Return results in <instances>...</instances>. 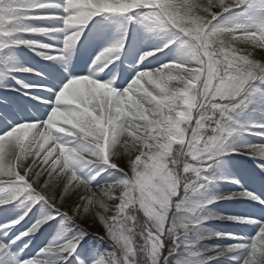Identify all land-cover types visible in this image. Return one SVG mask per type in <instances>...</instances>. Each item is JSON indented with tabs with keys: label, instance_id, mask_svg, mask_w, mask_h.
<instances>
[{
	"label": "snow or ice",
	"instance_id": "snow-or-ice-1",
	"mask_svg": "<svg viewBox=\"0 0 264 264\" xmlns=\"http://www.w3.org/2000/svg\"><path fill=\"white\" fill-rule=\"evenodd\" d=\"M258 3L264 9V0H0V78L35 71L7 62L20 47L65 73L45 86L42 115L6 94L29 96L34 85L16 76L0 83V206L20 209L0 224V264H264V196L222 163L247 155L264 173V143L231 139L254 129L264 137V122L235 119L264 102V55L255 51L264 50V11L247 23L224 16L250 15ZM137 25L157 37L139 56L129 31ZM97 27L116 34L86 73L72 74V51ZM122 53L133 56L132 79L121 86L111 69L99 77ZM148 56L165 62L148 68ZM220 180L239 190L214 191ZM236 199L258 211L208 207ZM57 220V235L34 256L21 255L27 243L14 249ZM210 220L250 231H216ZM89 235L108 247L82 256Z\"/></svg>",
	"mask_w": 264,
	"mask_h": 264
},
{
	"label": "rangeland",
	"instance_id": "rangeland-1",
	"mask_svg": "<svg viewBox=\"0 0 264 264\" xmlns=\"http://www.w3.org/2000/svg\"><path fill=\"white\" fill-rule=\"evenodd\" d=\"M232 20H234L236 22H239L238 18H234ZM31 23H35V22H31ZM136 35L139 36V37L145 38V40L148 41L149 43H153L152 39H150L153 36L150 35V34L145 33L143 31L142 26L137 25ZM29 52H30V50H28V53ZM25 53H26L25 51H23L21 53H16L15 52L10 58H8L7 62H9V61H17V62L20 63V62H22V58H24L23 56L27 55V53L26 54ZM258 53L260 55H264V50L259 49ZM25 59H27V58H25ZM158 62L159 63H163V62H165V60L156 61L153 58L151 60V63L149 65H146V66L148 68L156 67ZM19 65H21V64H19ZM33 69H34V67H33ZM34 99H36L37 101H40V102L42 101L41 98H38V97L34 98ZM262 143H264V141H262ZM97 180H101V177H97ZM13 202H15V201H13ZM16 209H17V207L15 205L13 208L7 210L6 215L10 216ZM30 217H28L24 221V223L22 225L14 227V228L16 230L23 231L24 230L23 226H25L26 223L30 222ZM4 221H5V219H2L1 216H0V223L4 222ZM89 226L92 227V228L95 227L94 225H91V221H89ZM58 228H59V220H57L55 223L50 221V223L46 227H44L41 230H39L38 233H36L31 239H29V237H27V236H24V237H21L20 240H17L15 245H14V249L17 248V247H23V244L27 243L28 247L24 248V252L21 255L24 256V257L34 256L41 248H43L50 240H52L57 235ZM12 234H14V233H12ZM86 242H87V244H85ZM83 244H85V245H84V251L82 253V256L88 255L90 253V251L93 250V249H99V248H97V244H95V243H93L91 241H88V238H86L85 241H83Z\"/></svg>",
	"mask_w": 264,
	"mask_h": 264
}]
</instances>
